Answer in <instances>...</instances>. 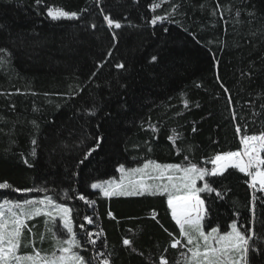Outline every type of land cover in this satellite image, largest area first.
<instances>
[{
	"label": "trees",
	"instance_id": "obj_1",
	"mask_svg": "<svg viewBox=\"0 0 264 264\" xmlns=\"http://www.w3.org/2000/svg\"><path fill=\"white\" fill-rule=\"evenodd\" d=\"M50 7L87 14L54 20ZM161 12L170 17L146 18ZM96 14L117 15L121 27L85 23ZM0 49V183L11 185L0 202L65 203L91 264H185L166 194L107 197L91 185L149 160L185 166L187 157L210 171L215 154L264 133V0H0ZM205 180L223 196L201 193L204 231L235 220L264 247V192L231 167ZM43 218L26 221L19 255L33 254L29 241L51 252L57 221ZM249 260L264 264V254Z\"/></svg>",
	"mask_w": 264,
	"mask_h": 264
},
{
	"label": "snow or ice",
	"instance_id": "obj_2",
	"mask_svg": "<svg viewBox=\"0 0 264 264\" xmlns=\"http://www.w3.org/2000/svg\"><path fill=\"white\" fill-rule=\"evenodd\" d=\"M40 0H37L39 3ZM159 5H153L158 7ZM175 10V9H174ZM47 15L52 19L76 17L77 13L63 10L62 8H48ZM164 19L163 17H155L152 23L157 20ZM109 26L115 24V28L119 29L121 24L113 21L109 16H104ZM95 27V25H93ZM5 49H0V52H5ZM110 55V53H109ZM157 57L152 56L151 61H156ZM122 69L123 64L116 65ZM95 75V74H93ZM187 106V102H185ZM91 114H95V109L89 110ZM35 123V122H33ZM195 131V129H193ZM236 131L239 133L240 128L237 126ZM175 133V130H173ZM169 139H173L169 137ZM33 145L36 141H32ZM240 143L241 151H228L215 154L210 158L212 168L209 171L204 167H198L196 163L188 161L185 166L179 164L161 165L155 161H146L141 168L129 170L130 178L119 183H93V189H101L107 197L114 195H143L145 192L155 195L157 192L167 195V204L171 209L172 218L180 229V236L186 240L184 245L187 248V253H181L184 257L185 264H250L249 254H255L257 251L264 254V247L255 248L256 239L255 232L252 229L238 227L234 220L231 223V230L221 233L217 228L212 227L210 231L205 232L202 221L205 219L207 208L205 200L201 198V193L211 196L212 193L218 198H222L223 194L212 188L205 180L206 177L222 175L228 168L238 169L240 173L246 174L251 178L249 186L253 189L259 185V190L264 192V133L260 135H243ZM85 155L87 156L91 154ZM35 156V148L31 153ZM28 164V160H24ZM83 163V161H81ZM30 166V165H29ZM121 172L124 171V165L120 166ZM151 170L156 173L150 176L151 179H158L160 184H148L145 182L144 175ZM139 174V179L134 178ZM166 181V182H164ZM198 181H204L202 187L197 186ZM7 182L0 183V189L10 188ZM16 191H31V189H15ZM67 195V193H66ZM80 200H85V196L80 195ZM255 199V196H253ZM93 204L94 201H86ZM51 211H48V208ZM47 216L50 220L60 218L59 227L68 234L67 239L56 238V233L53 232L55 245L59 248V255L55 252L51 255H42L41 252L34 247V242L29 241L25 247L32 246L33 254L19 255L18 250L22 246V238L26 221L41 214ZM72 209L65 203H57L51 196H45L39 200H24L23 202H13L5 200L0 203V264H91L89 259L81 255L79 249L81 243L77 239V234L74 231ZM112 216V213H108ZM153 218L156 213H152ZM83 219L88 224H92L93 220L89 216H84ZM48 221H46V224ZM80 228L83 230L84 225ZM31 232V229H28ZM48 231H52L48 229ZM63 234V233H61ZM92 232H87V237H92ZM97 238L99 233L95 234ZM171 235V233L169 234ZM44 237L41 236V241ZM88 243L93 247L96 245L95 239H89ZM131 241L123 240L124 245H130ZM181 243L180 240H174L171 247L176 248ZM190 254V255H189ZM110 255V254H109ZM162 264H167V261L161 258ZM101 264H110L108 258H104Z\"/></svg>",
	"mask_w": 264,
	"mask_h": 264
},
{
	"label": "rangeland",
	"instance_id": "obj_3",
	"mask_svg": "<svg viewBox=\"0 0 264 264\" xmlns=\"http://www.w3.org/2000/svg\"><path fill=\"white\" fill-rule=\"evenodd\" d=\"M75 13H77V15H79L80 13H84V14H87V12H85L83 9H79V10H77ZM104 16H106V15H103V14H96V15H86V20H85V23H88L89 25H95V24H104V25H108V23H107V21H105L104 20ZM107 16H109L113 21H116V22H121L122 20L120 19V18H117L118 16L117 15H107ZM155 17H163L164 19H161V20H157V21H159V22H162V21H164L165 19H167V18H169L170 17V15L169 14H167V13H165V12H161V13H157L156 15H154V16H146V18L147 19H154ZM66 18H70V17H66ZM109 26V25H108ZM112 26H115V24H113ZM242 148H241V152H242ZM262 155H264V153H262ZM144 164V163H143ZM143 164H141L140 166H137V167H134V168H124V171L123 172H121V170H120V166L117 168V176L115 177V178H110V179H107V180H104V181H99V182H95V183H105V184H107V183H109V182H111V183H119V182H121L122 180L123 181H126L127 179H129L130 178V176H129V170H131V169H136V168H141L142 166H143ZM154 175H156V173H153L151 170H148V172L144 175V179H145V182L146 183H148V184H153V185H156V184H160L161 183V181L160 180H158V179H151L150 178V176H154ZM134 178H136V179H139L140 177H139V174H137ZM164 182H166V181H164ZM250 182H251V178H250ZM257 187H259V185H257ZM91 189H93L92 187H91ZM93 190H99L100 191V193L102 194V195H104L103 194V191L101 190V189H99V188H97V189H93ZM146 193V192H145ZM105 196V195H104ZM0 203H3V201H1ZM48 211H51L52 209L49 207L48 209H47ZM170 211H171V209H170ZM44 218L43 219H45V218H48L47 216H45L43 213L41 214ZM40 216V215H39ZM56 219V221H57V223H55V228H54V231L56 232V238H58V239H61V240H63V239H67V238H69L68 237V234H66L67 235V237L66 238H64V237H61V238H59L58 237V235L57 234H59L57 231H59V232H66V231H64L61 227H59V221H60V218L59 217H56L55 218ZM45 220H47V219H45ZM55 221V220H54ZM230 230H231V228H230ZM229 230V231H230ZM186 241V240H185ZM53 252H55L57 255H59V248L56 246V245H54V247L52 248V250H51V252H48V253H41L42 255H51V253H53ZM190 255V254H189Z\"/></svg>",
	"mask_w": 264,
	"mask_h": 264
},
{
	"label": "crops",
	"instance_id": "obj_4",
	"mask_svg": "<svg viewBox=\"0 0 264 264\" xmlns=\"http://www.w3.org/2000/svg\"><path fill=\"white\" fill-rule=\"evenodd\" d=\"M168 205V204H167ZM169 208V207H168ZM169 210H170V208H169ZM170 216H171V218H172V215H171V211H170ZM172 220L174 221V223L176 224V222H175V220L172 218ZM176 226L179 228V226L176 224Z\"/></svg>",
	"mask_w": 264,
	"mask_h": 264
}]
</instances>
